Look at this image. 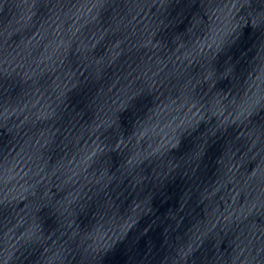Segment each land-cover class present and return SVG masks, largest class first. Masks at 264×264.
Segmentation results:
<instances>
[{
  "label": "water",
  "instance_id": "1",
  "mask_svg": "<svg viewBox=\"0 0 264 264\" xmlns=\"http://www.w3.org/2000/svg\"><path fill=\"white\" fill-rule=\"evenodd\" d=\"M222 9L220 0H0L8 264H264L258 125L228 118L215 97L198 106L203 40L195 50L174 42L194 13L212 32ZM261 39L249 26L228 52L254 92L264 90ZM104 152L112 166L97 170ZM132 215L128 231L120 222ZM117 228L128 233L113 246Z\"/></svg>",
  "mask_w": 264,
  "mask_h": 264
},
{
  "label": "clouds",
  "instance_id": "2",
  "mask_svg": "<svg viewBox=\"0 0 264 264\" xmlns=\"http://www.w3.org/2000/svg\"><path fill=\"white\" fill-rule=\"evenodd\" d=\"M220 2L223 3L222 16L218 18L219 23L216 24L212 32L208 30L209 22L207 20L196 22V18L200 15L194 13L189 20V25H186L187 30L183 32L182 40H174V42L191 45L195 50L203 40V45L199 47L198 51L199 59L195 65L198 72L193 75V80L196 83L193 98L197 101L198 106L203 108L209 97H215L218 102L217 108L223 109L228 118L239 121L241 124L258 125L256 131L259 133L257 143L260 146V152L257 153V156L261 160V165H258V169H260L261 166H264V90L254 92L248 88V82L245 79L248 72L246 76L237 74L235 64L229 63L232 57L228 55V52L241 38L244 29L249 26L254 31L260 30L261 36L264 37V0H227L226 3L224 0H220ZM192 3H195V0H192ZM254 4H259L260 9L257 10ZM223 13H226V15H223ZM176 35L177 33H173L172 37L174 38ZM193 41H195V44L192 43ZM262 46H264V39L260 40L259 47ZM225 55L228 56L225 61L227 66L223 72H218L215 65L219 62L220 57ZM197 76L199 79H196ZM223 81H228V85H225L224 88L218 87V84ZM116 131L117 135L121 134L119 128ZM123 135H125L124 131ZM189 138L193 143V137L183 138V141ZM113 141L115 143V137ZM181 147L182 143L179 145V150ZM111 153L113 152H104L95 161L97 170L108 165L112 166ZM252 192L264 193V178L255 184ZM86 197L88 200L92 199V196L88 194H86ZM254 199L256 203L253 204V207L264 208V199H261L259 195L255 196ZM120 223H123L129 231L138 223V220L135 215H132L127 217V221L123 220ZM128 231L120 232L117 228L113 233L114 239L109 237L111 244L114 246L118 241H121ZM13 247L15 246L13 245ZM196 248L197 244L193 243V253L196 252ZM8 251L9 249L6 247L5 255H0V264H8Z\"/></svg>",
  "mask_w": 264,
  "mask_h": 264
}]
</instances>
